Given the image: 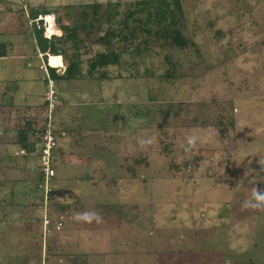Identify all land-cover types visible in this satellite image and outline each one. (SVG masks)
Wrapping results in <instances>:
<instances>
[{
  "label": "rangeland",
  "instance_id": "374dc122",
  "mask_svg": "<svg viewBox=\"0 0 264 264\" xmlns=\"http://www.w3.org/2000/svg\"><path fill=\"white\" fill-rule=\"evenodd\" d=\"M162 2L173 23L157 22ZM94 4L100 8L94 11ZM25 6L27 14L47 9L62 25L69 20L67 28L82 25L77 47L73 39L55 42L58 54L49 56L56 74L78 60L84 76L54 79L60 96L54 119L63 135L48 209L52 225L61 216L68 232L62 212L83 201L133 203L138 213L134 207L115 213L139 215L132 230L119 231L137 246L119 240L101 264H264V207H243L255 188L264 192V0H0V43L8 47L0 77H12L0 85L13 93L26 88L32 97L30 105L4 111L0 99L1 131H13L16 143L36 119L47 85ZM174 30L184 46L171 44ZM102 53L118 54V63L88 72ZM222 151L238 161V175L224 172L232 163ZM205 152L219 158L213 169L200 166L211 157ZM21 170L12 173L14 188L0 186V264H57L65 247L56 239L61 229L42 234L38 175L27 182ZM250 173L251 180L240 181ZM231 178L242 185L256 178L257 185L234 191L227 187L236 183ZM66 256L74 264L72 253Z\"/></svg>",
  "mask_w": 264,
  "mask_h": 264
},
{
  "label": "crops",
  "instance_id": "0c3cea01",
  "mask_svg": "<svg viewBox=\"0 0 264 264\" xmlns=\"http://www.w3.org/2000/svg\"><path fill=\"white\" fill-rule=\"evenodd\" d=\"M26 5L28 6V4H26ZM60 23H61V20L58 19L56 21V24L59 25ZM2 44H4V43H2ZM0 59H4V58H0ZM15 71H20V70L16 69ZM22 73H24L25 76L27 74V72L24 70H22ZM22 78L25 79L24 76H22ZM11 79H12V77H7L4 79H2L0 77V81H3L4 85L6 84V82L7 83L11 82L12 81ZM4 85H0V93H1L0 99H2L3 111L13 109V105L21 106V105H30L32 103L31 102L32 100L31 99L29 100V98L31 96L29 95L28 90H26V88L23 89L22 93H19L17 91L13 93L12 91H10V88L8 89V92H6L4 90ZM12 86H14V85H12ZM13 88H15V87H13ZM55 89L57 91V84L55 86ZM16 90H18V89H16ZM59 100H60V96H59ZM42 105H43V99H41V103L39 105H37L38 109L35 112L37 120H39L41 118L39 116L41 115ZM16 109H17V107H16ZM60 128L61 127L59 126L58 129L60 130ZM195 133H197V132H195ZM7 137H8V139L6 140ZM197 141H199V140H197ZM214 141H217V140H214ZM221 141H223V140L219 139V141H217V142H221ZM199 146L201 147L202 145L200 144ZM60 149L61 148H59V150ZM205 149H210V148L207 147ZM59 150H58V152H59ZM21 151H24V150L18 145V143H16L14 132L10 131L6 135L1 131V125H0V170L2 169V171H0V186H3V187H10L11 186L10 188L15 187L16 183H14V182L12 183V180L13 181L15 180L14 176H16L18 173L15 171V169L16 170L22 169L21 174L23 173L24 177H25V175L27 176V178H24L25 181H27V182L32 180L33 175L36 176L38 164H37V166H33L31 161L29 163V160L27 159V157H29V156L21 154ZM11 152H13L12 153L13 155H11ZM205 154H210L211 157H209L208 160H202L201 165H200L201 168L207 170L208 168L213 169V167H216L215 163H218L217 161L219 158L216 157L214 152L213 153H211V152L206 153L205 152ZM59 155H60V152H59ZM220 155L224 158V159L221 158L220 160L223 159L224 162H226V161L231 162L232 161L231 160L232 157L230 155L223 156L224 155L223 151L220 152ZM259 158L260 157H257L258 160H259ZM235 159H236V157H235ZM62 160L64 162V156L62 157ZM211 160H214V161L216 160V162H214V161L212 162ZM262 161L264 164V159ZM231 163H232L231 168H227L226 170H224L225 168L220 169L219 172H222L224 170V172L228 173L232 170V172H231L232 177L235 175H238V174H236L237 169H238V167H237L238 161L236 160L235 162H231ZM257 163H259V162H257ZM3 164L5 166H3ZM6 165L11 166L10 170H8V169H7V171L3 170V169L7 168ZM221 166H226V164H222ZM234 167H237V168L235 169ZM27 169H28V171H27ZM228 169H230V171H228ZM263 171H264V166H263ZM12 173H14L15 175L13 176ZM252 175H253L252 173L248 174V176H250V177L247 178L246 180H242L243 178L239 177L240 181L246 183L245 181L251 180ZM254 179L256 180V178H253V180ZM232 180L236 181V183H233V185L228 184L227 187L232 188L233 190H234V188H236V189L240 188L241 189L243 186H247L248 189H251L252 187H255V185H257V183H255L256 182L255 180H254L255 182L252 180L251 182H249L245 185L240 184L241 183L240 181H238L239 182L238 183L237 179L231 178V181ZM255 190H256V188H255ZM77 196H78V194H77ZM72 200L74 201V199H72ZM67 203L69 204L72 202L69 201ZM90 205L91 204H89L88 202L83 201V204H80L79 207L78 206H70L69 208H67L66 210H64L62 212L64 215H66L69 226H68V232H65L64 231V223H62L61 231L56 233V239L59 240V245L65 246V247L61 248L59 253H57V255H58L57 264H67L65 259H67L68 257L66 255L71 254V253H72L71 257H73L75 260L73 262L74 264H93L91 261L94 259H95L94 264H101L98 261L99 257L102 255L104 257H106L107 255H112V252H110V249L113 248L112 246L120 247V244H118L119 240H122L121 242L126 243V245H128V246H131L133 244L135 247L137 246L136 242H130V240H132V238L128 239L129 237L127 236V234H123V236L121 237L120 236L121 232H119V231H120V229H123L124 226H126L129 229L128 231L132 230L133 229L132 225H138V221H140L139 215L138 214L135 215V219L131 220V219L124 218L123 214H121L122 216L117 215L115 213V211L116 210L124 211L126 209L129 210L130 209L129 207H132V208L134 207V209L137 212L138 206H134L133 203H132V205H127V204H122L119 202L109 203V201H105V204H97L95 206H90ZM85 216H87V219L84 218ZM60 219H62L61 216L58 218V220L56 222L60 221ZM230 221H232V220H230ZM52 234L49 236L51 237ZM96 237H98L99 239H97ZM50 239H52V238H50ZM46 240H45V243L47 245V243L49 244L50 242H48ZM101 241H102V243H101ZM45 249L46 248L44 246L43 252L45 251ZM121 254L118 253L117 256H124V255H126V252L121 253ZM135 254H136V252H135ZM108 264H112V261L108 260Z\"/></svg>",
  "mask_w": 264,
  "mask_h": 264
},
{
  "label": "built area",
  "instance_id": "2783aa9c",
  "mask_svg": "<svg viewBox=\"0 0 264 264\" xmlns=\"http://www.w3.org/2000/svg\"><path fill=\"white\" fill-rule=\"evenodd\" d=\"M26 17V6L23 8ZM29 24L33 25L36 30H42L43 37L47 40L54 37L59 32L57 31L55 16L52 15L51 20L47 21V17L38 16L34 20H29ZM64 37V35L62 34ZM61 36V37H62ZM59 37L60 39H62ZM43 54H39L38 58L41 63L38 67L47 80L46 91L43 97V105L41 109L40 119L32 121L31 130L28 132L29 144L32 147V152L21 151L23 155H29L38 159L36 187L41 192L38 206L42 207L43 217L41 218V231L42 234H49L51 230H60L62 222L51 224L48 217V209L52 205L55 189L53 182L55 179V165L58 157V140L60 135L56 128V120L54 114L58 106V94L55 89V81L49 76L47 67L49 62H43Z\"/></svg>",
  "mask_w": 264,
  "mask_h": 264
},
{
  "label": "trees",
  "instance_id": "16d2710c",
  "mask_svg": "<svg viewBox=\"0 0 264 264\" xmlns=\"http://www.w3.org/2000/svg\"><path fill=\"white\" fill-rule=\"evenodd\" d=\"M163 6H165V11H161L159 10V12L155 15L157 18V22L159 24H161L166 18H170L171 19V23H173V15H172V11L169 9V5L166 4L165 2H162ZM112 7V5L107 6L108 7ZM93 10H97L98 8H100L99 4H94L92 5ZM96 13V12H95ZM51 13L47 10V9H42V10H30L28 17L31 20L36 19L38 16L40 15H50ZM111 17H113V14H111L110 12L107 13V17L106 20L111 21ZM58 20V19H57ZM150 20V19H149ZM67 24L71 25V22H69V20H65V22L62 25V21L59 24L60 29L63 31L64 33V38L57 40L55 38L51 39L50 41L45 39L43 37V33L42 31L36 30V28L34 26H32V30L34 31V36H35V40H36V45L38 50L41 53H49L50 55L45 56L44 59H46L45 62H49V56L52 55H57L58 54V49L55 48V42H68L69 40L73 39V43H74V47H77V41L74 40L76 38V33H77V29L80 28V26L82 25H78L76 28H73V26L71 28H67ZM66 25V26H64ZM164 35L167 34V30L165 32ZM173 35L171 37H169L171 44L178 46V47H182L184 46V41L181 38L180 32L178 30H174L172 31ZM110 36L114 37L115 34L114 33H110ZM129 35H133L131 32L129 33ZM102 39V38H101ZM105 36L103 37L102 41H104ZM105 44H107V42H104ZM8 47L6 44H2L0 43V58H5L7 56L8 53ZM62 53V52H61ZM62 56V54H61ZM118 54H97L94 56V58L92 60H90L89 62V67H88V72L92 73L94 72L97 68L99 69H103L107 66L110 65H116L118 63ZM49 70H50V76L51 78L54 80H67V81H79L82 80L84 78L82 71H81V65L80 62L78 60H72L69 62V64L67 65V67L64 69V72L62 75H58L55 73V70L57 68V66H55L52 62H49ZM32 121H30V123L27 126V129H23L22 131L19 132L18 134V145L27 153L32 152V147L29 144V137H28V132L29 130H31L32 127Z\"/></svg>",
  "mask_w": 264,
  "mask_h": 264
},
{
  "label": "clouds",
  "instance_id": "9594fccd",
  "mask_svg": "<svg viewBox=\"0 0 264 264\" xmlns=\"http://www.w3.org/2000/svg\"><path fill=\"white\" fill-rule=\"evenodd\" d=\"M193 142L194 140L192 138H189L188 143L192 144ZM252 200H254L255 203H253ZM252 200L245 201L243 207L245 208L249 206H251L252 208L264 207V192L254 190L252 194ZM84 218L87 219V216H85Z\"/></svg>",
  "mask_w": 264,
  "mask_h": 264
},
{
  "label": "bare ground",
  "instance_id": "6f19581e",
  "mask_svg": "<svg viewBox=\"0 0 264 264\" xmlns=\"http://www.w3.org/2000/svg\"><path fill=\"white\" fill-rule=\"evenodd\" d=\"M52 15H54V14H50V15H40V16H42V17H47V21H50L51 20V17H52ZM55 16V15H54ZM31 20V19H30ZM56 21H57V18H56V16H55V23H56ZM30 25V24H29ZM57 25V24H56ZM33 25H30V27H32ZM60 25H57V27H56V29L57 28H59L60 29V27H59ZM40 31V30H39ZM42 31V30H41ZM61 32H62V34L64 35V33H63V31L61 30ZM61 37V36H60ZM63 37V36H62ZM61 37V38H62ZM53 38H55V36L54 37H52L51 39H53ZM64 38V37H63ZM62 38V39H63ZM51 39H49V41L51 40ZM56 39V38H55ZM59 40H60V38H59ZM40 54V53H39ZM41 54H43L44 56V58H45V56H47V55H50L49 53H41ZM46 63V62H45ZM47 70H48V74H49V68L47 67ZM49 76H50V74H49ZM55 86H56V83H55ZM57 94H58V91H57ZM59 95V94H58ZM58 101H59V96H58ZM59 106V105H58ZM58 106H57V108H58ZM57 108H56V110H57ZM58 150H59V146H58ZM58 150H57V153H58V155H59V152H58ZM55 189V188H54ZM55 195H54V197H53V201H52V205H53V203H54V198H55V196H56V189H55ZM51 205V206H52ZM50 206V207H51ZM50 220V219H49ZM41 221V220H40ZM60 221H61V219H60ZM50 222H51V220H50ZM52 224V223H51ZM40 230H41V227H40ZM52 231V230H51ZM56 231V230H55ZM59 231V230H58ZM51 233V232H50ZM49 233V234H50Z\"/></svg>",
  "mask_w": 264,
  "mask_h": 264
},
{
  "label": "flooded vegetation",
  "instance_id": "af4514ba",
  "mask_svg": "<svg viewBox=\"0 0 264 264\" xmlns=\"http://www.w3.org/2000/svg\"><path fill=\"white\" fill-rule=\"evenodd\" d=\"M65 22V21H64ZM66 26V25H64ZM57 31L59 32L58 34L55 35V38H59L60 36H62V32H61V29L57 28Z\"/></svg>",
  "mask_w": 264,
  "mask_h": 264
}]
</instances>
